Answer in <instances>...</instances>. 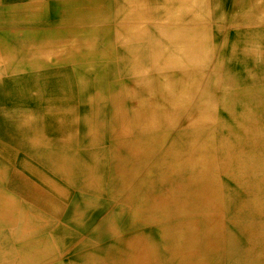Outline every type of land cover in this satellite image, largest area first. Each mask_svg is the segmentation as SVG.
<instances>
[{
    "label": "rangeland",
    "instance_id": "1",
    "mask_svg": "<svg viewBox=\"0 0 264 264\" xmlns=\"http://www.w3.org/2000/svg\"><path fill=\"white\" fill-rule=\"evenodd\" d=\"M63 4L53 20L84 22L83 50L0 81V264H98L125 238L138 264H161V238L225 257L239 237L230 264L264 251V0ZM40 39L18 35L15 57ZM190 141L204 159L179 153Z\"/></svg>",
    "mask_w": 264,
    "mask_h": 264
},
{
    "label": "crops",
    "instance_id": "2",
    "mask_svg": "<svg viewBox=\"0 0 264 264\" xmlns=\"http://www.w3.org/2000/svg\"><path fill=\"white\" fill-rule=\"evenodd\" d=\"M55 4H63L66 10L72 9L71 6L75 5V8L81 9V11L77 9L76 12L82 18L85 17V0H0V81L9 80L17 83L23 77L31 78L35 72L57 66L61 62L65 69V66H68L66 57L76 55L83 50V35L80 36L79 33L84 32L85 23L71 21L64 24L61 21H54ZM24 34H31L35 38L36 34H39L41 39L29 45L27 49L29 51L25 55L28 57L22 64L20 58L15 57L17 54L15 51L19 46L15 38ZM126 43L129 42L124 39V44ZM42 45L49 49L44 52L46 57L42 61L34 60L32 56ZM72 46L74 48L69 49ZM124 47L126 51L123 55V63L127 64L130 60L128 54L130 49L127 46ZM35 65H38V68Z\"/></svg>",
    "mask_w": 264,
    "mask_h": 264
},
{
    "label": "bare ground",
    "instance_id": "3",
    "mask_svg": "<svg viewBox=\"0 0 264 264\" xmlns=\"http://www.w3.org/2000/svg\"><path fill=\"white\" fill-rule=\"evenodd\" d=\"M93 1H97V0H93ZM31 2H33V1H31ZM36 2H38V1H36ZM38 8H36V9H38ZM24 15H26V14H24ZM73 48L74 47L72 46L69 49H73ZM128 54L130 55L131 60H135L138 57L139 52L136 50V48H132V49L129 50ZM240 63H241L240 60H236L233 63H229V64L238 65L239 66ZM232 65H228V66L230 67ZM228 81L236 82V81H238V79L236 77H228ZM12 96H17V94H12ZM55 107L56 108L52 109V112H57V111L60 110V108H58L57 106H55ZM14 110L17 112L16 109H13V111ZM22 112L26 113V109H23ZM77 112H79V108L78 107H77ZM19 124H20V129L22 130L23 123H19ZM121 126H122L123 129H125V127H127L125 125V123H123ZM125 132H126V130H124V132H122L121 134H123V136H125ZM93 134H94V131H93ZM189 145H190V147L186 151H181L180 150L179 153L191 152L190 156H191L192 160L193 161L196 160L197 162L199 161V158L194 159L196 153L201 155L200 159H204L203 157L205 156V154H202L204 152L202 147H201L202 150H199V148L197 147L198 144H196V145L193 144V141H190ZM175 150H176V148H175ZM176 152H178V150H176ZM177 159L181 160L183 158L179 154ZM187 160H190V159L188 158ZM178 176H180V175H178ZM254 205H255V203H254ZM250 208H251V206H250ZM209 214L212 215V213H208V216H211ZM253 215H255V214H253ZM249 220H251V219H249ZM191 222L192 221H190V220H186L185 225L188 226ZM196 225H198L199 228H203L204 229V228H206L204 226H207L209 229H211V227L209 226V222H208L207 225H205V224L199 223V221H196ZM132 232H134V231H132ZM182 238H184V236ZM208 240L211 242V236H209ZM227 240L231 241L232 243L230 242L231 244H230L229 248L227 247V253L225 255L226 258L224 257V253L222 255H221V253H219V255H213V252H212L213 250H209L210 251V255H207L205 251H198V250H189V251L186 250V252L182 251V253L178 252L177 250H175L173 252H170V247H172V245H169V244H171V242L174 243V239L172 241V239H167V238H161L160 240H157L158 245H159V250L157 251L158 254H155L153 256L157 257L160 260L161 264H225V262H227L226 264H230L231 263L230 262L231 256L233 255L235 257L234 248H237L239 246L240 239H239V237H234V238H228L227 237ZM259 240H260V242L264 241L263 237H261V239H259ZM178 243H180V242H178ZM183 243H184V241H181V245L182 246H183ZM142 246L143 245H142V239L141 238H137L136 240H131V239L125 238V239L119 241L118 243L115 242L111 246L110 250L104 251V250L96 249V250L91 251L89 253V255L87 254L85 256V258L94 259V258H98V257L101 256V259H102V257H103L102 260H98V261H100V263H98V264H138L139 261H140L139 257L143 258L142 251H143V247L144 246L143 247ZM186 247L188 248V244H187ZM252 252L253 253L250 256V258H247V254H245L244 251H242V253H241V255L239 257L240 258L242 257L241 259H243V260L244 259H249L244 264H258V263L259 264H264V251H258V252L252 251ZM115 253H119V256L118 255L116 256ZM171 253H172V255H171ZM224 258H225V262L223 260ZM103 260H104V262H101ZM213 260H215V262H213Z\"/></svg>",
    "mask_w": 264,
    "mask_h": 264
}]
</instances>
